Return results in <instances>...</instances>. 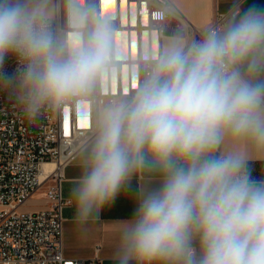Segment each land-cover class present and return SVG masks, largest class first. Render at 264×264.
<instances>
[{"label":"clouds","instance_id":"1","mask_svg":"<svg viewBox=\"0 0 264 264\" xmlns=\"http://www.w3.org/2000/svg\"><path fill=\"white\" fill-rule=\"evenodd\" d=\"M9 52L25 64L30 118L83 88L100 59L99 48L58 50L29 0H0V65ZM146 149L164 178L135 198L117 264H264V179L248 166L264 159V9L229 14L187 53L173 48L133 105L108 115L70 189L78 228L123 194Z\"/></svg>","mask_w":264,"mask_h":264},{"label":"built area","instance_id":"2","mask_svg":"<svg viewBox=\"0 0 264 264\" xmlns=\"http://www.w3.org/2000/svg\"><path fill=\"white\" fill-rule=\"evenodd\" d=\"M104 4L105 0H81L82 24L73 23L72 0H56L54 15L44 17L45 29L55 47L66 56L99 48V63L83 88L58 100L46 101L30 118L21 100L25 90L20 72L25 64L9 52L0 65V264H102L99 247L89 259L66 258L63 254L66 200L61 192L62 170L102 127V112L125 109L134 103L159 72L166 57L165 47L160 57L152 53L145 59L140 54L130 60L133 34L142 51L144 35L153 45L160 36H183L191 31L183 51L187 53L193 43L201 41L211 30L219 28L229 14L241 9L237 4L218 12L212 25L196 35L171 0H110L106 9ZM120 30L130 38L124 60H120L116 50V34ZM99 31L104 32L100 34L105 38L102 44L96 41ZM125 65L138 67L141 89L132 95L123 94ZM81 106L84 112H79ZM47 161L58 165L48 177L51 181L45 191L47 206L21 209L41 187L40 173Z\"/></svg>","mask_w":264,"mask_h":264},{"label":"crops","instance_id":"3","mask_svg":"<svg viewBox=\"0 0 264 264\" xmlns=\"http://www.w3.org/2000/svg\"><path fill=\"white\" fill-rule=\"evenodd\" d=\"M56 0H29L30 7H38L43 17H50L55 12ZM181 11L183 17L191 24L196 35L205 32L213 23L218 12L230 10L237 4L241 9L258 7L264 9V0H171ZM130 104L125 109L131 107ZM103 127V125H102ZM102 127L95 136L89 140L74 156V158L63 167V180L61 192L66 200L63 207V254L66 258H92L96 255V249L102 259V264H117L114 253L118 244L119 231L122 225L131 220L134 212V200L139 194L160 187L164 173L152 163L151 154L145 150L144 166L133 172L125 185L123 194L117 196L114 201L102 208L98 219L89 223L84 228H78L73 222V204L69 197L70 189L74 186L80 174L79 168L87 161L95 148ZM231 145L226 141L213 150L210 155L220 158L229 151ZM248 166L254 177L264 179V159H252ZM47 181L45 180L41 186ZM44 203L33 210L47 206L45 193ZM31 199V198H30ZM29 199V200H30ZM28 200V201H29ZM194 248H199L198 242L194 241Z\"/></svg>","mask_w":264,"mask_h":264},{"label":"bare ground","instance_id":"4","mask_svg":"<svg viewBox=\"0 0 264 264\" xmlns=\"http://www.w3.org/2000/svg\"><path fill=\"white\" fill-rule=\"evenodd\" d=\"M109 2L110 0H105V4H104L105 9L108 7ZM80 3H81V0H72V18H73L74 24H82L83 22ZM123 12L125 14V11ZM98 33L100 36V34H103L104 32L99 31ZM116 35H117L116 37L117 55L121 58L120 60H124L123 58L127 56V53L125 51V46L127 44V40L129 37L122 30L118 31ZM101 36L100 37L102 39L98 42V44H102L105 41L104 35H101ZM190 36H191V31H188L183 36L176 35V34H166L162 37L161 36L158 37V39H155L152 45L151 41L150 40L148 41V37L144 35L143 50L140 51V48L137 46L136 36L133 34L132 36L133 44H132V52H131L133 59L130 58V60L137 59V56L140 57V54L141 55L143 54L145 59L150 57L152 53L154 56L160 57L163 46L165 47V56H167L173 48L179 49L183 52L188 42V38ZM104 81H105L104 83H106V78H104ZM137 89L139 90L141 89V84L138 79V67L137 66L131 67L130 65H125L123 69V90H124L123 94L132 95ZM80 111L84 112L85 109H83L81 106L79 108V112ZM112 112L114 111L106 110L102 112L100 126L104 125L106 118ZM55 169H58V165L54 161H47L43 164V168L40 173L42 183L48 179L51 172H53Z\"/></svg>","mask_w":264,"mask_h":264},{"label":"rangeland","instance_id":"5","mask_svg":"<svg viewBox=\"0 0 264 264\" xmlns=\"http://www.w3.org/2000/svg\"><path fill=\"white\" fill-rule=\"evenodd\" d=\"M49 186V181H47L43 186H41L31 197L29 201L24 203L21 207L23 210H33L38 205H42L44 203L43 196L46 189Z\"/></svg>","mask_w":264,"mask_h":264}]
</instances>
